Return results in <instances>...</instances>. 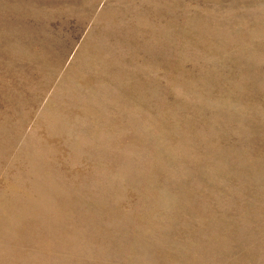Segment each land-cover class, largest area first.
Segmentation results:
<instances>
[{
	"label": "rangeland",
	"instance_id": "374dc122",
	"mask_svg": "<svg viewBox=\"0 0 264 264\" xmlns=\"http://www.w3.org/2000/svg\"><path fill=\"white\" fill-rule=\"evenodd\" d=\"M0 264H264V0H0Z\"/></svg>",
	"mask_w": 264,
	"mask_h": 264
}]
</instances>
